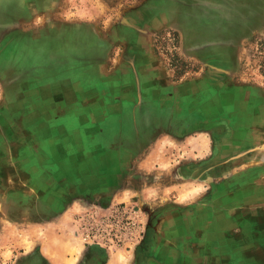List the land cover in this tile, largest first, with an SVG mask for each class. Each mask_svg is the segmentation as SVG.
<instances>
[{
    "label": "rangeland",
    "instance_id": "374dc122",
    "mask_svg": "<svg viewBox=\"0 0 264 264\" xmlns=\"http://www.w3.org/2000/svg\"><path fill=\"white\" fill-rule=\"evenodd\" d=\"M31 1L26 6L28 14L20 10L15 17H12L7 10L0 11V38L3 44L9 42L8 40L4 42L9 37L12 40L13 36L18 34L28 35V40L11 43L13 54H15L13 69L11 64L5 69L7 64L0 58V63L6 64L3 68L0 66V70H17L23 66L28 69L20 82L17 72L0 73V117L10 114L11 100L6 96L7 93L9 97L12 96L9 89L12 75L16 84L27 86L25 93L42 94L48 91L47 87H43V65L47 66L56 77H67L65 80L67 84L82 80L83 87L87 88L93 78L99 86L101 84L105 86L106 81H109L107 77L114 75L113 71L110 73L108 70L122 63L123 57L121 59L118 53L123 44L118 40V36L124 30L138 37L139 40L135 44L142 50L150 51L153 60L159 64L163 72H167L168 79L179 83V87L187 83L209 86L210 93L206 98H209L210 104L206 109L215 117L214 120L209 121L214 123V126L200 128L201 132L191 133L188 137L172 138L171 135L165 134L157 137L147 136L148 138L143 140V146L149 147L147 151L125 154V157H128L126 160L131 159L135 166H139L140 160L143 161L144 167L139 169V172L129 170L131 173L134 172V177L137 178L138 184H133V189L138 190L140 196H134L133 199V195L126 192L121 198L110 199L104 205L98 203L93 208L90 206L88 210L96 212L97 220L104 214L107 206L111 208L125 204L138 211L131 218L135 225L129 228L128 238L115 247L93 248L95 250L98 248L104 255L113 252L120 259L129 255L138 256L142 252L138 249L139 246H142L145 240L151 241L155 231L160 233L158 228H147L154 224L157 206H164L165 201L174 199L173 195L176 196V194L180 195L181 199L186 194L197 190L202 191V187L212 188L208 183L209 179L206 181L205 178L208 174L217 184L223 182L220 185L223 191L229 194L237 192L241 196H238L239 200L227 201L225 204L226 211H223L224 219L221 221L225 220L227 228H221L220 235L217 237L212 233L215 228L211 230L208 238L205 233L200 235L197 233L195 238H199V242L195 249L191 246L193 245L191 228L190 230L181 228L184 230L183 234L179 238H176L177 236L174 238L180 242L178 251L181 255L179 260L181 263L179 264L211 262L212 259L205 262L206 258L208 260L209 256L212 258L211 253H216V250L214 251V248L205 250L207 249L205 241L208 239L211 247L218 242L221 243V250L225 253L221 256L228 258L226 264H238L241 261L245 264L250 260L253 264H264V28L262 29L261 26L258 33L244 35L242 38H234L214 30H205L201 26L191 32L185 29L178 30L169 21L166 22L169 20L166 14L162 17L156 14V11L165 10L159 8L160 4H172L176 0H46L50 3H47L46 10L38 9L37 4ZM140 5L148 6L146 9H141ZM182 5L186 6V0H183ZM246 6L244 3L243 8ZM259 8L262 14L264 0H260ZM127 20L131 24H127ZM76 35L78 41H75ZM94 37L99 41H92ZM59 38H61L60 41ZM94 48L96 55L92 57L91 51ZM43 49L50 50L52 54L60 52L63 54L62 52L66 51V55L43 58L38 56ZM76 51L81 55L75 56ZM77 69L82 70L81 76L80 72L76 73ZM50 81L52 80H47L51 83L48 84L49 86L53 85ZM16 92L18 93V90ZM89 92V89H84V96L89 98L91 96ZM99 93V98L106 95L101 90ZM222 94L225 98L221 100ZM100 108L105 109V105H100ZM113 111L118 112L119 105H114ZM83 123L85 125L86 122ZM92 123L93 128L102 129L104 133L99 138L94 135L86 136L84 139L87 144H94L98 150L102 151L119 147L117 138L107 136L108 122L106 120ZM182 123L180 121L179 126L175 127L178 130L177 133H181L186 128V125ZM36 125H41L40 128H50L48 122L0 120V148H2L0 150V193L5 192L0 195L2 197H0V213L3 214L4 225L8 227L0 235L3 234L10 240L11 238L18 240L19 246H22L20 252L31 250L33 239L37 243L49 241L50 234L47 228L44 230L41 227H37L32 235L21 229L18 234L16 229L11 228L16 225L10 224L3 206L4 199L10 196L6 193H11V190L17 191L16 186L12 184L17 176L16 169L13 167L17 160V153L19 157L23 155L27 157L25 148L28 141H30L29 145L37 146L36 138L29 135L30 129ZM215 125L218 126L215 127ZM197 126L198 124L193 125L195 129H198ZM189 129L191 126L185 130ZM14 133L19 135L14 136ZM12 143L19 146L15 148V155L11 151ZM82 154L84 162L101 163V151L92 153L84 150ZM121 159L123 155L115 154L111 164L116 166ZM200 160H204L205 167L202 166L203 162L198 163ZM187 171H192V174L186 176ZM194 176H200L202 179L200 185H195L196 183L190 180V177ZM141 177L143 180L140 179ZM174 177L178 179L180 188L168 186V183H177ZM229 178L240 183L229 186L227 183ZM188 180L190 182L184 185ZM19 184L21 185L19 188L24 190L26 185L22 183V180ZM159 192H162L161 196L166 199H161ZM240 198L243 199L240 200ZM53 203L56 204V211H62L63 205L57 208V204L61 203ZM87 212L75 213L74 219L71 218L70 212L63 217V225H74L75 228L74 234L68 239L73 243L66 244L69 246L67 254L70 257L79 255V246L84 244L80 237L78 220ZM54 223L59 225L60 222L55 220ZM106 229L102 228V230ZM51 234L53 237L62 235L60 228H54ZM103 234L106 235L105 232ZM10 240L7 241L10 242ZM224 241H226L225 248ZM169 244L177 250L176 244L170 242ZM7 247L11 248L10 244ZM85 247L90 246L85 245ZM9 250L7 257L10 256ZM169 260L167 261L170 264ZM69 262L71 263L72 259H69ZM67 263L66 261L65 264Z\"/></svg>",
    "mask_w": 264,
    "mask_h": 264
},
{
    "label": "crops",
    "instance_id": "0c3cea01",
    "mask_svg": "<svg viewBox=\"0 0 264 264\" xmlns=\"http://www.w3.org/2000/svg\"><path fill=\"white\" fill-rule=\"evenodd\" d=\"M29 1L0 0V11L6 12L7 10L12 17H15L20 10L28 14L26 6ZM176 1L172 4H160L159 8H164L165 12L160 10L156 11V14L161 17L166 14L169 18L166 22L169 21L178 30L184 31L185 29L191 32L201 26L205 30H214L234 38H242L244 35H254L264 28V8L261 14L260 0H186V6L182 5L183 0ZM31 2L37 4L40 10H46L47 3L50 4L46 0H32ZM244 3L247 5L245 8H243ZM147 6L142 5L141 9H146ZM126 23L129 24V22ZM13 37L12 40L10 37L5 39L4 42L8 40L10 43L5 42L4 44L0 38L2 43H0V58L7 64H5V69L10 67V64L11 68H14L15 54H13L11 43L28 40L27 34H18ZM77 39L76 35L75 41H78ZM58 40L60 41L61 38ZM95 40L99 41L96 37L92 38V41ZM118 40L123 44L118 53L123 60L120 66H114L115 70H113L114 67L108 70L110 73L113 71L114 75L107 77L109 81H106L105 86L103 84L99 86L93 78L87 88L83 87L82 80L67 84L65 81L67 77L58 78L47 66L43 65V87H47L48 91L42 94L38 92L31 94L25 93L27 86L16 84L14 75H12L9 85L12 96L9 97L8 93L6 96L11 100L10 114L0 117V120L48 122L50 128H40L41 125H36L30 129L29 135L36 138L37 146L29 145L30 141H28L25 148L27 157H24L23 153V156L19 157L17 153V160L15 159L13 164L17 176L12 182L17 191L11 190V193H6L10 195L6 198L4 195L3 206L6 216L10 219V224L16 225L11 228L16 229L18 234L21 229L32 235L37 227L48 229L50 234L48 235L49 241L44 240L43 243H37L33 239V246L28 252L19 251L22 246H19L18 240L14 238L10 240L1 234L0 264H65L66 261L67 264L72 262L73 264H169L167 261L169 259L170 264H179L181 263L179 261L181 255L178 251L180 242L174 238L176 236L179 238L183 234L184 230L181 228H188V230L191 228L193 234V245L191 246L194 249L199 242V238H195L197 233L199 235L205 233L208 238L211 230L215 228L212 233L217 237L220 235L221 228H227L225 220L221 221L224 219L222 218L223 211H226L225 204L227 201L239 200L238 196L240 197L241 194L226 193L220 188L223 182L217 184L214 178L207 174L206 181L209 179L208 183L212 188L202 187V191L197 190L186 194L181 199L180 195L176 194V196L173 195L174 199L165 201L164 206H157L159 210L156 209L154 224L147 228H158L160 233L155 231L151 241L150 239L145 240L142 246H139L138 249L142 252L138 256L129 255L120 259L113 252L104 255L98 248L96 250L93 247L86 248L84 244L79 246V255L68 256V245L73 243L68 239L75 232L74 225H63V217L68 212L73 218L77 212L89 211L90 206L93 208L98 203L104 205L110 199L115 200L121 198L122 195L125 196L126 192H130L133 199L134 196H140L139 191L133 189V184H138L137 178L134 177V172L131 173L129 170L139 172V169L144 167L143 161L140 160L139 166H135L134 161L126 160L128 158L125 157L126 153L147 151L149 147L143 146V140L148 138L147 136L157 137L165 134L171 135L172 138L188 137L191 133L201 132L202 126L206 127L209 121L215 119L206 109L209 107L210 100L205 97V86L196 87L187 83L179 87V83L169 80L167 72H163L159 64L151 57V52L142 50L135 44L139 39L132 32L120 33ZM2 45L3 48H1ZM94 51L95 48L91 51L92 57L96 55ZM62 53L52 54L50 50L43 49L38 56L49 58L66 55V51ZM80 55L78 51L75 52V56ZM3 64L0 63L2 68L5 66ZM5 69L0 70V73L17 72L19 82L23 74L28 72L24 66L17 70ZM79 72L81 76L82 70L77 69L76 73ZM47 80H52L50 82L53 85L49 86L48 84L51 83ZM84 89L90 90L89 98L84 96ZM100 90L106 94L102 98L98 96ZM100 105H105V109L100 108ZM114 105H119L118 112L113 111ZM100 120L108 122V138L118 139L117 149H103L102 151L98 150L96 145L86 143L84 139L86 136L94 135L99 138L103 135L102 129L93 128L92 122ZM180 121L183 122L182 125H186V128L181 133H177L178 130L175 127L179 126ZM83 122H86L85 125ZM195 124H198V129L193 127ZM189 126L191 129L185 130ZM18 135L17 133L14 136ZM11 146V151L15 155V148L19 146L15 143ZM84 150L92 153L101 151V163L84 162L82 158ZM115 154L123 155V159L118 161L116 166L111 164ZM203 161L200 160L198 163ZM190 163L196 165L193 162ZM202 166L205 167L204 162ZM192 171H187L186 176L192 174ZM177 178L174 177L177 183H168V186L180 188ZM140 179L143 180V177ZM171 179L173 180V177ZM20 180L26 185L24 190L19 188ZM190 180L196 183L195 185H200L202 181L200 176L190 177ZM227 180H229L227 181L229 186L240 183L230 178ZM4 193L1 191L0 195ZM161 193L158 194L161 196ZM53 202L61 203L57 204V208L63 205L62 211H56V204ZM2 219L3 214L0 213V233H4L8 228ZM55 220H59V225H55ZM54 228H60L62 235L53 237L51 230ZM208 241L209 239L205 241L207 242L205 250L214 248L216 253L212 252V258L209 256V260L206 258L205 262L212 259L208 264H226L228 258L221 256L225 254L221 250V243L218 242L211 247ZM169 242L176 244L177 250ZM9 244L11 248L7 247ZM225 246L226 241H224V248ZM7 249H10L9 257H7ZM69 259H72L71 263ZM238 264H242V261ZM245 264H253V261L250 260Z\"/></svg>",
    "mask_w": 264,
    "mask_h": 264
},
{
    "label": "built area",
    "instance_id": "2783aa9c",
    "mask_svg": "<svg viewBox=\"0 0 264 264\" xmlns=\"http://www.w3.org/2000/svg\"><path fill=\"white\" fill-rule=\"evenodd\" d=\"M95 213L91 210L84 217H79L80 237L87 246L110 249L128 238L129 228H133L135 225L131 218L138 211L134 207L119 204L111 208L107 206L104 209V214L100 215L97 220ZM102 228L107 229L102 230Z\"/></svg>",
    "mask_w": 264,
    "mask_h": 264
},
{
    "label": "flooded vegetation",
    "instance_id": "af4514ba",
    "mask_svg": "<svg viewBox=\"0 0 264 264\" xmlns=\"http://www.w3.org/2000/svg\"><path fill=\"white\" fill-rule=\"evenodd\" d=\"M126 22H129V24H131L129 20H127ZM127 24H128V23H127ZM124 31H128V30H124ZM124 31H123V32H124ZM195 86H196V85H195ZM198 86H199V84H198ZM198 86H196V87H198ZM203 86H204V85H203ZM204 89H205L204 91H205V93H206L205 97H208V93H210V92H209V86H205ZM223 95H224V94H222V96H223ZM224 98H225V96L221 97V100L224 99ZM207 99H209V98H207ZM201 126H202V125H201ZM211 126H214V123L209 122V123H207V126H206V127H207V128H210ZM216 126H218V125H215V127H216ZM201 128L204 129L205 127L203 126V127H201ZM206 130H210V129H206ZM147 264H150V263H147Z\"/></svg>",
    "mask_w": 264,
    "mask_h": 264
},
{
    "label": "trees",
    "instance_id": "16d2710c",
    "mask_svg": "<svg viewBox=\"0 0 264 264\" xmlns=\"http://www.w3.org/2000/svg\"><path fill=\"white\" fill-rule=\"evenodd\" d=\"M103 254V252H101Z\"/></svg>",
    "mask_w": 264,
    "mask_h": 264
},
{
    "label": "water",
    "instance_id": "95a60500",
    "mask_svg": "<svg viewBox=\"0 0 264 264\" xmlns=\"http://www.w3.org/2000/svg\"><path fill=\"white\" fill-rule=\"evenodd\" d=\"M205 128H207V127H205Z\"/></svg>",
    "mask_w": 264,
    "mask_h": 264
}]
</instances>
